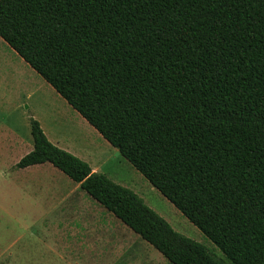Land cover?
Returning <instances> with one entry per match:
<instances>
[{"label": "trees", "instance_id": "1", "mask_svg": "<svg viewBox=\"0 0 264 264\" xmlns=\"http://www.w3.org/2000/svg\"><path fill=\"white\" fill-rule=\"evenodd\" d=\"M0 37L228 262L30 119L51 163L172 264H264V0H0Z\"/></svg>", "mask_w": 264, "mask_h": 264}, {"label": "rangeland", "instance_id": "2", "mask_svg": "<svg viewBox=\"0 0 264 264\" xmlns=\"http://www.w3.org/2000/svg\"><path fill=\"white\" fill-rule=\"evenodd\" d=\"M2 103L0 264H172L51 163L16 167L17 158L34 147L32 117L54 144L132 189L177 232L206 246L215 260L228 262L222 250L0 37Z\"/></svg>", "mask_w": 264, "mask_h": 264}, {"label": "crops", "instance_id": "3", "mask_svg": "<svg viewBox=\"0 0 264 264\" xmlns=\"http://www.w3.org/2000/svg\"><path fill=\"white\" fill-rule=\"evenodd\" d=\"M0 107H2V109H4V104L2 103V105H0ZM5 120V119H4ZM1 121L2 120H0V137L1 136H3L4 135V129L6 128V125H5V123L3 124V121H2V123H1ZM25 154H27V153H25ZM24 154V155H25ZM24 155H22V156H20L19 158H17V161L16 162H18ZM33 166V165H32ZM31 166H28V167H26V168H24V169H28V168H30ZM19 169H23V168H19ZM58 191H56V193H57Z\"/></svg>", "mask_w": 264, "mask_h": 264}]
</instances>
